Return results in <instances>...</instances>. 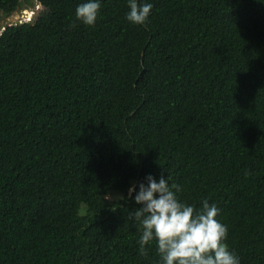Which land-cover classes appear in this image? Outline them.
I'll return each instance as SVG.
<instances>
[{"label":"trees","instance_id":"1","mask_svg":"<svg viewBox=\"0 0 264 264\" xmlns=\"http://www.w3.org/2000/svg\"><path fill=\"white\" fill-rule=\"evenodd\" d=\"M22 1L0 0V264H158L128 189L162 172L264 264V0H148L144 25L102 0L95 26L36 0L1 24Z\"/></svg>","mask_w":264,"mask_h":264},{"label":"clouds","instance_id":"2","mask_svg":"<svg viewBox=\"0 0 264 264\" xmlns=\"http://www.w3.org/2000/svg\"><path fill=\"white\" fill-rule=\"evenodd\" d=\"M101 3L102 0H81L75 8V21L95 26ZM127 7L125 20L144 25L153 4L148 0H127ZM180 192L181 186L170 184L169 176L163 172L158 178L148 173L138 184L130 183L128 194L138 207L127 215L140 232L137 243L141 254L155 242L158 264H240L226 242L227 225L216 219L220 212L216 204L203 199L197 207L180 200ZM108 199L113 197L109 195Z\"/></svg>","mask_w":264,"mask_h":264},{"label":"rangeland","instance_id":"3","mask_svg":"<svg viewBox=\"0 0 264 264\" xmlns=\"http://www.w3.org/2000/svg\"><path fill=\"white\" fill-rule=\"evenodd\" d=\"M39 11H42V6L37 4L36 0H23L21 3V7L16 10L11 16L4 17L1 24H5V22L12 23L16 19H18L20 17L19 15L22 13L27 15L34 14L35 16ZM110 196H112L113 198L119 197L117 194H110Z\"/></svg>","mask_w":264,"mask_h":264},{"label":"built area","instance_id":"4","mask_svg":"<svg viewBox=\"0 0 264 264\" xmlns=\"http://www.w3.org/2000/svg\"><path fill=\"white\" fill-rule=\"evenodd\" d=\"M33 15L34 14L27 15V14L22 13L19 15L20 17L18 19H16L15 21H13L12 23L30 22L33 19ZM2 30H3V26H0V32Z\"/></svg>","mask_w":264,"mask_h":264}]
</instances>
